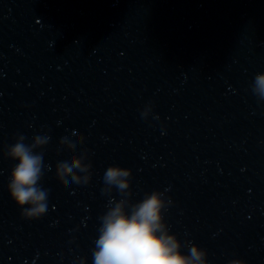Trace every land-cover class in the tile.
<instances>
[{
  "label": "water",
  "instance_id": "95a60500",
  "mask_svg": "<svg viewBox=\"0 0 264 264\" xmlns=\"http://www.w3.org/2000/svg\"><path fill=\"white\" fill-rule=\"evenodd\" d=\"M257 74L264 0H0V264H93L109 166L131 169V203L167 190L170 234L208 264H264ZM73 131L85 142L59 149ZM44 132L48 210L28 221L4 152ZM85 149L91 182H59L56 164Z\"/></svg>",
  "mask_w": 264,
  "mask_h": 264
},
{
  "label": "clouds",
  "instance_id": "9594fccd",
  "mask_svg": "<svg viewBox=\"0 0 264 264\" xmlns=\"http://www.w3.org/2000/svg\"><path fill=\"white\" fill-rule=\"evenodd\" d=\"M252 92L259 100H264V74H257L252 85ZM152 112L149 105L141 113L147 117ZM155 119H159L158 116ZM71 137L64 136L59 141V149L72 150L76 142H85V137L73 131ZM15 143L4 152V158L14 163L7 191L10 199L24 220L34 221L43 217L48 210L49 189L44 188L40 181L44 172L51 171V166L44 164V152L50 142L47 132L32 138L26 143V137L17 134ZM88 150L82 154L71 155L66 161L56 164V179L68 185H87L92 179V163ZM79 173H83L80 175ZM70 177V180L68 179ZM131 169L119 166H109L103 175L104 187L102 194L110 197L106 212L99 217L98 239L92 249L93 264H208L207 251L191 241L183 244L176 235L170 234V228L165 222L164 213L173 201L165 191L145 193L144 198L131 203ZM115 189L120 195L117 201L111 197ZM188 248V254L182 253V248ZM80 264H86L80 259ZM230 264H245L243 260H232Z\"/></svg>",
  "mask_w": 264,
  "mask_h": 264
}]
</instances>
